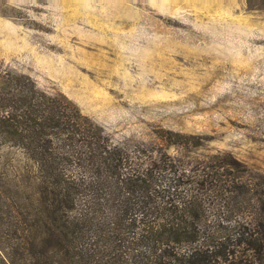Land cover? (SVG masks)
<instances>
[{
	"label": "rangeland",
	"instance_id": "obj_1",
	"mask_svg": "<svg viewBox=\"0 0 264 264\" xmlns=\"http://www.w3.org/2000/svg\"><path fill=\"white\" fill-rule=\"evenodd\" d=\"M8 70L145 156L183 152L205 165L229 156L264 209V0H0V74ZM172 133L183 151L168 145ZM26 163L0 152V264L33 261L14 254L24 227H13L8 199L18 191L16 203L30 196L38 207L37 183L16 180Z\"/></svg>",
	"mask_w": 264,
	"mask_h": 264
},
{
	"label": "trees",
	"instance_id": "obj_2",
	"mask_svg": "<svg viewBox=\"0 0 264 264\" xmlns=\"http://www.w3.org/2000/svg\"><path fill=\"white\" fill-rule=\"evenodd\" d=\"M2 151L26 158L18 184L38 186V207L30 196L16 203L18 191L8 197L13 227H24L14 254L30 251V264H264V209L229 156L194 169L183 152L145 156L10 70L0 74Z\"/></svg>",
	"mask_w": 264,
	"mask_h": 264
}]
</instances>
